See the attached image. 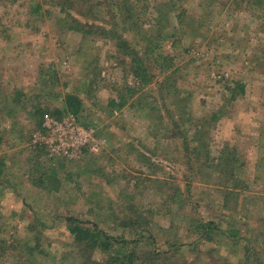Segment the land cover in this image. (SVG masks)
<instances>
[{
  "label": "rangeland",
  "instance_id": "374dc122",
  "mask_svg": "<svg viewBox=\"0 0 264 264\" xmlns=\"http://www.w3.org/2000/svg\"><path fill=\"white\" fill-rule=\"evenodd\" d=\"M131 1L141 23L113 25L141 49L152 75L145 85L119 56L118 38L101 30L112 23L109 2L87 0L85 16L79 4L70 9L90 27L74 31L43 0H0V264H81L68 216L136 242L96 251L103 263L135 246L138 257L162 252L166 264H264V2ZM178 4L187 16L179 27L171 8ZM156 5L170 11L178 42L160 45L154 59L151 43L173 33H160ZM234 82L244 94L232 100ZM68 94L82 102L77 113ZM119 97L125 104L111 108ZM54 109L92 129L100 148L72 159L38 148L61 180L47 192L30 185L28 172L32 135ZM199 222L214 226L212 236L200 234Z\"/></svg>",
  "mask_w": 264,
  "mask_h": 264
},
{
  "label": "trees",
  "instance_id": "16d2710c",
  "mask_svg": "<svg viewBox=\"0 0 264 264\" xmlns=\"http://www.w3.org/2000/svg\"><path fill=\"white\" fill-rule=\"evenodd\" d=\"M43 1L45 4H48L50 6H54L55 8H57L60 13H62L66 18H68L71 21L72 24H70V27H68V29H71L74 31H80L81 29L87 28V30H89L90 27L87 26L86 23H84V20L79 16V15L85 16L84 15L85 13L89 14L91 12V9L88 8V6L81 7V4H84L87 0H78L77 3L75 2V0H43ZM172 1L173 0H171V2ZM247 1L252 4L253 3L261 4L264 2V0H247ZM105 2H109L108 7L106 9L108 12L107 14L110 15L111 17L112 23H111V26H109L108 31H104L103 29H101L102 32L112 33L115 36V38H118L116 39L117 40L116 48L118 51L121 52L119 56L121 57L122 54H124L123 56L125 58H129L131 60L132 65H131L130 71L132 72L134 78L138 80V83L144 84V85L148 84L152 75L151 76L148 75L147 69L144 66L145 63H144L143 57L139 56L141 49L140 51L138 50L139 47L137 46L134 38L129 39V37H125L126 38L125 39L121 36L122 34L126 33L125 30H123L122 34H119L117 32V29H121V28L117 27L118 25L117 26L113 25L116 22H123V27L125 28L128 22L130 27L132 25L137 26L138 23H141V21L139 22L140 20L139 18H141V15H139V11L136 13L135 6L131 0H105ZM76 5L79 6L78 12H80L78 15V18H76L74 14L68 13V11L70 9H73ZM155 8L157 9L155 12V15L157 14L155 17V24L160 27V33L163 28H168L169 30L172 29L173 33L171 35H163L161 33L159 35V38L155 41V43H151L152 49L154 48L152 52L153 56H155L153 53L158 52V50L160 49V45H163L165 42H171V44L178 42V37H176L177 36L176 31L178 29H177V26L171 25V22L169 20L170 11L166 13H162L160 7L156 5ZM171 8H172V12L173 10L174 12L176 11L174 18L176 22L178 23V27L179 25H182L183 23L185 24L187 22L185 8L179 4L177 5V7L175 8L171 7ZM263 9L264 7L262 6L260 10H263ZM133 12L135 14H132ZM134 15L136 19L134 18L135 20L132 22V18L134 17ZM127 28L128 27H126L125 29ZM96 31L98 30L96 29ZM96 33H99V32H96ZM146 48L151 53L150 39L146 40ZM165 56H164V59L166 60V62L167 60L171 61L169 58L166 59ZM156 58L157 57L155 56L154 59ZM229 92H230V99L234 100L238 96H241L244 94V85L238 82L236 83L234 82L233 87H229ZM64 102L67 104L68 110L71 113H77V111H79L82 107V102L79 101L76 97L69 95V94L65 96ZM124 104H125V99L123 97H119L117 102L114 100H111L109 105L111 108H120ZM38 113L41 116L46 115V113L44 114V111L37 110L36 114ZM61 115H62L61 111L55 110V109L52 111H48L47 113V116H50L56 119H60ZM212 119H215L214 115ZM80 124H83L85 127H87V125H85L87 123L80 122ZM39 125H40V122H39ZM198 131L199 130H197V133ZM1 142H2V137L0 135V144ZM35 149H34L35 154L33 156L34 160H31L29 162L30 169L28 172V181L30 185L38 189L45 190L47 192H57L58 190H60V187H61L60 178L58 177L57 173L51 167L48 168L46 167V165H44L43 161L40 159V156L38 155L39 154L38 152H40L41 150L38 148H35ZM37 149L40 151H38ZM198 151H199V147H198ZM224 165L226 167L225 170L227 173L226 175L228 177V180L233 179L234 175L232 173V170L229 169V166L227 164H224ZM1 172L2 170L0 168V173ZM63 220L65 222L66 230L73 238V242L75 243V245L78 248H82V251L79 250L80 252H82V257H83V261L81 264H160L161 262H162L161 264H166L167 262V258L165 257V255H162L163 254L162 252L156 253L155 251H152V252H149V254L147 255L138 257V251L135 246L130 248L131 249L130 252L123 253L120 255H115V256L110 255V257H107V261H105L104 263L96 261L93 257V254L96 251L108 252L113 247H115V245L121 244L122 246L124 245L127 246L130 243L135 244L136 242L125 241L124 239L120 240L118 239V237L108 235L106 232L99 229L98 226H96L95 224L91 222L81 221L75 217L68 216V217H65ZM210 225L211 224L206 225L204 223L199 222L198 224L196 223L195 226L201 229V232H200L201 235L203 236L207 235V238H209L208 235L212 236V232H214L215 230L212 228L214 226H210ZM230 234L231 236H236L235 230L232 229ZM26 247H27V250L25 252L29 256H33L35 259H37L36 256H41V259L43 257H47V260H48L49 259L48 256H51L49 255V253H43L42 250L39 251V249H37V246L32 247L31 249H29L28 246ZM3 248L4 247L1 245L0 249L3 250ZM42 261H44L45 264H54L51 261H45L43 259Z\"/></svg>",
  "mask_w": 264,
  "mask_h": 264
},
{
  "label": "built area",
  "instance_id": "2783aa9c",
  "mask_svg": "<svg viewBox=\"0 0 264 264\" xmlns=\"http://www.w3.org/2000/svg\"><path fill=\"white\" fill-rule=\"evenodd\" d=\"M92 136L93 130L79 126L74 117L58 120L46 115L41 130H37L31 140L33 148L43 149L48 157L72 159L79 157L85 147L91 152L100 148H95L98 142Z\"/></svg>",
  "mask_w": 264,
  "mask_h": 264
}]
</instances>
